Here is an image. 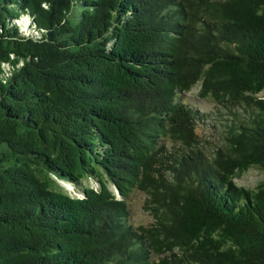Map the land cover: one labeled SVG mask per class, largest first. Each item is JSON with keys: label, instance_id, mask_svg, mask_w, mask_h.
I'll list each match as a JSON object with an SVG mask.
<instances>
[{"label": "trees", "instance_id": "obj_1", "mask_svg": "<svg viewBox=\"0 0 264 264\" xmlns=\"http://www.w3.org/2000/svg\"><path fill=\"white\" fill-rule=\"evenodd\" d=\"M252 167L264 0H0V264H264Z\"/></svg>", "mask_w": 264, "mask_h": 264}, {"label": "rangeland", "instance_id": "obj_2", "mask_svg": "<svg viewBox=\"0 0 264 264\" xmlns=\"http://www.w3.org/2000/svg\"><path fill=\"white\" fill-rule=\"evenodd\" d=\"M186 97L198 100L196 96V89H193L188 93H186ZM200 107L203 110V109H209V107L212 106L210 104L201 102ZM198 132L200 134L211 135V131L206 130L205 125H201L200 127H198ZM261 180H264V170L257 167H252L248 169L239 178L235 179L237 184L245 186L247 188H253ZM88 185L90 187L97 188V183L92 179L88 180ZM66 188L71 195L78 197L81 195L78 189H73L71 186L68 185L66 186ZM110 189H112L116 193L112 185H110ZM144 198L145 195L138 190L132 192L129 196L128 203L131 208V218L133 222L148 224L151 221L150 215L143 208Z\"/></svg>", "mask_w": 264, "mask_h": 264}]
</instances>
